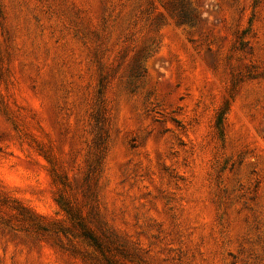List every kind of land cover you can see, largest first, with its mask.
Listing matches in <instances>:
<instances>
[{
	"label": "rangeland",
	"instance_id": "374dc122",
	"mask_svg": "<svg viewBox=\"0 0 264 264\" xmlns=\"http://www.w3.org/2000/svg\"><path fill=\"white\" fill-rule=\"evenodd\" d=\"M0 264H264V0H0Z\"/></svg>",
	"mask_w": 264,
	"mask_h": 264
},
{
	"label": "trees",
	"instance_id": "16d2710c",
	"mask_svg": "<svg viewBox=\"0 0 264 264\" xmlns=\"http://www.w3.org/2000/svg\"><path fill=\"white\" fill-rule=\"evenodd\" d=\"M61 208H62V206H61ZM64 211H66L64 208H62Z\"/></svg>",
	"mask_w": 264,
	"mask_h": 264
}]
</instances>
